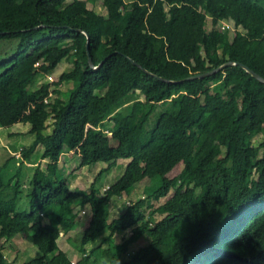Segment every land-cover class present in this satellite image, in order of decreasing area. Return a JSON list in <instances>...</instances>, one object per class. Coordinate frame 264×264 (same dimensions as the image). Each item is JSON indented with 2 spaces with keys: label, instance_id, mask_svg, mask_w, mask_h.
I'll use <instances>...</instances> for the list:
<instances>
[{
  "label": "trees",
  "instance_id": "16d2710c",
  "mask_svg": "<svg viewBox=\"0 0 264 264\" xmlns=\"http://www.w3.org/2000/svg\"><path fill=\"white\" fill-rule=\"evenodd\" d=\"M66 1L0 0V51L12 44L0 54V129L28 124L34 136L18 158L0 150V264H11L2 244L18 238L38 253L32 264H72L57 244L69 232L78 233L81 264H264V152L260 187L258 162L248 154L251 139L264 135V84L238 65L184 80L227 62L264 79V0H87L101 2L100 19ZM58 47L47 63L31 54ZM62 61L70 71L32 89ZM74 76L67 97L50 101L52 85ZM136 94L142 99H130ZM40 146L51 163L74 152L81 167L109 166L88 190L70 192L58 186L59 172L35 168L23 193L22 169ZM184 156L181 176L164 181ZM130 159L148 167L149 184L143 198L110 218V201L131 195L139 179L122 176L101 192L104 180L114 162ZM168 185L176 199L148 222L146 203ZM128 230V239L112 241ZM141 234L148 244L128 255Z\"/></svg>",
  "mask_w": 264,
  "mask_h": 264
},
{
  "label": "rangeland",
  "instance_id": "374dc122",
  "mask_svg": "<svg viewBox=\"0 0 264 264\" xmlns=\"http://www.w3.org/2000/svg\"><path fill=\"white\" fill-rule=\"evenodd\" d=\"M124 2H128L129 0H123ZM80 3L83 5H86L87 9L97 18H103L104 16V9L101 5L100 1H97L93 5H90L87 3V0H67L66 4L69 3ZM241 31V30H240ZM243 32V31H242ZM229 34L232 35L233 31L230 29ZM12 47L11 43H5L0 51V54L4 53V50H7ZM62 51V47L58 48H52V49H45V50H39V51H31V54L33 56V59L38 62V65L42 62H50L57 54H59ZM71 65L65 61L60 62L56 68L49 72L46 75L40 76L37 80L32 89L39 87L41 83L44 82H51L52 84L57 83L59 76L63 72L70 71ZM77 86V77H71L67 81H64L62 83L52 85L50 88V96L49 100L51 101L56 96H60L62 99L67 97L69 90L71 88H74ZM132 98H139L142 99L140 95H133L130 97ZM52 120L53 118H50L46 122V134H49L52 129ZM106 126L110 127V124L106 122ZM91 128L86 127L85 130V136H89L91 133ZM109 135V133H107ZM5 134L0 132V145L4 140ZM17 138V137H16ZM13 139L8 137V139H11V141L15 144H7L8 150L10 152L14 151V155L16 157H19V153L21 149H28L29 145L32 143V140L34 139L31 137L30 139H26L24 137H20L18 139ZM264 135L263 133L255 136L251 139L250 147L248 148V154L253 156L256 161L258 162V169L254 173V179L257 183V185L260 187L262 186V176H263V165H262V158H263V152L264 148L261 146V143L263 141ZM165 143H160L157 146H163ZM4 148V147H2ZM1 149V148H0ZM14 149V150H13ZM43 152V148L37 147L36 150L31 154L30 162L25 165V167L22 169V180L24 181L22 184V192L26 193L28 192V186H27V177H29L33 170L35 168H39L41 172L44 173H50L55 174L56 172H59L61 174V180L58 183V186L66 191L70 192L73 190H88L92 180L96 176L97 172L101 168H106L109 166V163H98L94 167H84L82 168L79 164V157L76 156L74 152H67L63 154L58 162L51 163L45 159H42L41 155ZM66 154H69L66 155ZM186 161V156L182 158L181 163L176 166L173 170L168 172L163 180L171 182L172 180L178 179L181 176L182 169L184 167V162ZM112 164V163H111ZM149 169L146 165L138 163L134 159L130 160H118L113 163V168L107 175V177L104 180L103 183V189H101V192L109 187L112 183H114L118 178L125 176H131L134 174V172L137 173L139 183L133 193L129 196H123L121 199L115 198L110 201V207H109V214L110 218L116 217L122 210L125 205L128 203L135 202L145 195V188L149 184L147 179V173ZM79 188V189H77ZM176 199V195L174 194L171 185H168L166 190L162 195L159 197L149 200L146 203V206L143 210V214L146 218V220L156 222L162 219L165 216V207L173 202ZM89 209H84L77 218V223L79 226L83 227L87 224V221L89 219ZM78 233L76 232H69L68 234L61 235L58 240L57 244L61 251L67 254V257L70 259L72 264H81V255L76 251V244H77V237ZM130 236V231H125L123 233H117L113 236V242L116 244H119L123 242L124 240L128 239ZM149 242V239L146 235L141 234V236H137L133 239V241L130 243L128 247V255L133 254L136 252L139 248H142L146 246ZM1 243V242H0ZM3 250V256L5 260L11 264H32V261L36 259L38 256V253L35 251L32 247H27V245L22 242V240L13 239L10 241L4 242L2 244ZM91 247L87 246L86 250H89ZM37 255V256H36ZM124 260H128L127 255L123 256Z\"/></svg>",
  "mask_w": 264,
  "mask_h": 264
},
{
  "label": "water",
  "instance_id": "95a60500",
  "mask_svg": "<svg viewBox=\"0 0 264 264\" xmlns=\"http://www.w3.org/2000/svg\"><path fill=\"white\" fill-rule=\"evenodd\" d=\"M84 35L86 36V39H87V42H86V48L88 47V42H89V38L88 36L84 33ZM86 54H87V58H88V63H89V66L91 68H96L93 66V63L89 57V52H88V49H86ZM132 64H134L135 66L141 68L138 64H136L135 62H133L132 60H129ZM231 65H238L239 67H241L245 72H247L249 75H251L253 78H255L257 81H259L260 83L264 84V79L261 78L258 74H256L254 71H252L251 69H249L247 66L243 65V64H239V63H235V62H227L223 65H221L220 67L208 72V73H204V74H196V75H193V76H190L188 78H185L184 80H194V79H200V78H203V77H206V76H209V75H212L214 73H217V72H220L221 70H223L224 68L228 67V66H231ZM142 69V68H141ZM143 70V69H142ZM144 71V70H143ZM146 72V71H145ZM148 73V72H146ZM149 74V73H148ZM153 76V75H152ZM157 79L161 80V81H166V82H170V81H167V80H164L162 78H158Z\"/></svg>",
  "mask_w": 264,
  "mask_h": 264
},
{
  "label": "crops",
  "instance_id": "0c3cea01",
  "mask_svg": "<svg viewBox=\"0 0 264 264\" xmlns=\"http://www.w3.org/2000/svg\"><path fill=\"white\" fill-rule=\"evenodd\" d=\"M28 129H29V125L28 124H15V125H12L11 127H9V128H6V129H0V132L1 133H3V134H5V136H4V140H3V142L1 143V145H0V148L1 149H6V147H8L7 146V144H14L12 141H11V139H8V137H10V138H13V139H15L16 137V139H18V138H20V137H24V138H26V139H30L31 137H33L34 138V136L33 135H30L29 133H28ZM33 141V140H32ZM15 145V144H14ZM2 147H4V148H2ZM0 149V150H1ZM8 149V148H7ZM66 155H68L69 156V154H66ZM76 156H78V155H76ZM16 157V156H15ZM79 157V156H78ZM18 158V157H17ZM61 160V159H60ZM82 168H84V167H82ZM77 189H79V188H77ZM23 196V195H22ZM20 203H23V200L20 202ZM23 205V204H22ZM13 216V215H12Z\"/></svg>",
  "mask_w": 264,
  "mask_h": 264
},
{
  "label": "built area",
  "instance_id": "2783aa9c",
  "mask_svg": "<svg viewBox=\"0 0 264 264\" xmlns=\"http://www.w3.org/2000/svg\"><path fill=\"white\" fill-rule=\"evenodd\" d=\"M221 29H227L229 31L231 29L233 31V28L227 23H223L222 26H221Z\"/></svg>",
  "mask_w": 264,
  "mask_h": 264
},
{
  "label": "clouds",
  "instance_id": "9594fccd",
  "mask_svg": "<svg viewBox=\"0 0 264 264\" xmlns=\"http://www.w3.org/2000/svg\"><path fill=\"white\" fill-rule=\"evenodd\" d=\"M60 236H61V234H60Z\"/></svg>",
  "mask_w": 264,
  "mask_h": 264
}]
</instances>
